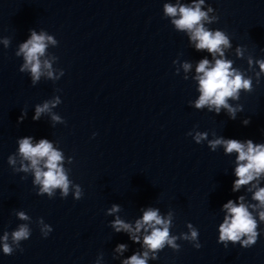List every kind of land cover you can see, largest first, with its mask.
<instances>
[{
    "label": "clouds",
    "instance_id": "obj_1",
    "mask_svg": "<svg viewBox=\"0 0 264 264\" xmlns=\"http://www.w3.org/2000/svg\"><path fill=\"white\" fill-rule=\"evenodd\" d=\"M205 0H194L189 5L176 0V3H165L163 5V15L170 18V23L178 32H184L190 38L197 51H207L212 60L208 58L201 59L195 68L194 79L198 82V99L194 101V107L198 110L207 108L209 112H215L219 115L221 110H226L230 119L235 120L237 112L243 110V106L239 103L235 107L232 101H239L240 93L253 91V76L246 75V72L233 66L234 62L225 55L227 49L232 48V41L229 35L223 30H212L205 24H213L219 20L217 15L210 16L215 10L210 5L204 10ZM5 47L10 44V38L3 40ZM56 47L58 41L53 35L47 34L45 31L37 33L36 30L30 29V37L20 44L18 51L15 53L17 57H23V64L19 71L21 73H30L32 85L40 81L42 76L49 80H59L64 75L62 68L53 69V62L58 61V57L54 54L50 58L46 57L48 46ZM264 50V49H262ZM246 48L236 46V57L245 58ZM43 58V59H42ZM248 70L254 74L256 84L260 83V78L264 76V59H254L251 55L247 57ZM258 66V71L256 70ZM185 72H188L192 65L183 63ZM57 72L59 75H57ZM187 79V77H185ZM62 101L57 96L51 100L38 104L35 107L34 121H38L42 114L50 113L54 123H65L64 119L52 112ZM27 112L22 110V115L18 122H22ZM244 125L250 123V119L242 121ZM96 134L94 133L93 136ZM192 135V133H188ZM208 140V147L215 152L217 148L222 147L225 155L235 153V180L232 185V191L238 192L242 187H247L250 192L251 200L254 203L245 201L243 195L237 198V201L228 200L223 204V210L226 212L223 222L218 228V243L225 247L231 244L239 243L243 248H250L256 244L260 235L259 225L264 223V187L259 184L264 179V143H254L251 139L241 141L238 139L224 138L223 136H215ZM207 132L197 131L193 136V140L200 144L207 140ZM17 156L19 157V168L17 165ZM64 154L61 150L54 147L53 143L48 139H40L39 142L33 143L31 136L18 140V153L8 157V164L13 168L14 172H31L34 174L32 181L34 186H38L37 195L53 198L57 190L60 192L61 198H67L70 191L75 200H80L83 196V190L79 184L73 183L69 179L68 172L70 170L64 167ZM69 157V163L72 162ZM23 179V177H22ZM121 208L119 205H112L107 210V215L119 213ZM16 216L20 220H29L30 217L24 211L16 212ZM174 213L169 212L167 216H162L158 208L148 207L143 210L141 218L135 220V224L125 222L119 215L111 221L110 227L116 232L127 233L129 239L136 244L141 245L142 252H135L131 256L123 259L121 264H148V261L158 259V253L165 247H169L174 251L180 250L178 240L191 243L194 248L202 247L199 241V231L191 223L186 225L188 231L173 235L171 233ZM38 224L43 225L40 231L44 237H47L52 231V227L44 224L43 218H39ZM31 236V229L27 224H20L18 228L11 232V242H9V233L6 231L2 242V251L4 255H12L21 248V242L26 241ZM126 244H118L115 251L123 254L127 251ZM103 258V254H99V259Z\"/></svg>",
    "mask_w": 264,
    "mask_h": 264
}]
</instances>
